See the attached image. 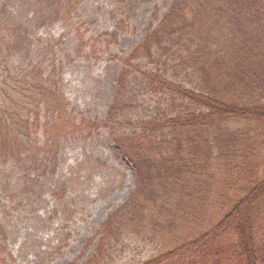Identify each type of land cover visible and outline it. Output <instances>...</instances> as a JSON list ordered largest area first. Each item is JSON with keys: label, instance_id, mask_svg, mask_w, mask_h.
<instances>
[{"label": "trees", "instance_id": "1", "mask_svg": "<svg viewBox=\"0 0 264 264\" xmlns=\"http://www.w3.org/2000/svg\"><path fill=\"white\" fill-rule=\"evenodd\" d=\"M57 1L62 7L71 0ZM120 31H127L121 21L110 38ZM17 36L0 27V52L14 47ZM113 58L121 68L105 117L71 124L70 116L66 132L104 129L113 151L130 164L133 187L85 239L79 258L92 248L85 264H109L127 247L126 239L163 244L171 236L173 252L161 264L183 255L190 259L178 264H264V0H171L161 16L152 11L132 51ZM139 59L151 68L135 63ZM29 66L35 74L20 78L24 98H8L1 126L8 130L7 123L25 121L33 128L37 116L27 113L26 101L38 108L31 99L42 92L50 96L61 132L67 103L39 74V62ZM130 73L149 98L129 94ZM142 99L152 104L146 119L129 117ZM40 134L45 162L53 158L47 156L56 138L47 130L34 132ZM208 192L229 204L215 212L214 223L206 217L196 229ZM180 230L184 235L176 234ZM0 264H17L1 245Z\"/></svg>", "mask_w": 264, "mask_h": 264}, {"label": "rangeland", "instance_id": "2", "mask_svg": "<svg viewBox=\"0 0 264 264\" xmlns=\"http://www.w3.org/2000/svg\"><path fill=\"white\" fill-rule=\"evenodd\" d=\"M170 2L71 0L61 7L57 0H0V27L18 35L11 44L14 47L0 52V117L3 108L9 109L8 98H24L20 78L35 74L29 65L38 62L39 74L56 85L67 103L65 113L69 117L67 120L62 114L64 133L57 131L59 127L47 103L50 96L41 92L31 99L39 104L38 108L26 101L27 113L37 116L33 128L23 121L17 125L7 123L11 129L6 130L0 121V245L8 249L17 264H85L92 255V248H87L79 258L85 239L131 191L134 172L113 151L104 129L76 135L66 131L72 128L70 116L71 124L105 117L121 68L113 55L125 58L141 41L152 11L159 17ZM120 21L127 31H120L112 40L109 34ZM145 62L135 61L149 70L151 65ZM126 84L129 94L143 93L140 98H149L138 88L133 73ZM149 101H139L135 109L127 111L129 117L145 120L152 106ZM42 130L56 138V154L52 149L47 157L53 158L45 162V153H41L43 136H34L35 131ZM18 153L20 160L16 159ZM206 196V213L202 222L194 224L196 229L206 217L214 223L215 212L229 204L217 192ZM188 230L192 232L193 227ZM176 234L184 235V230ZM126 243L123 252L109 264H145L149 260L161 264L174 247L171 236L165 237L163 244L142 243L138 236L126 239ZM189 259L183 255L162 264Z\"/></svg>", "mask_w": 264, "mask_h": 264}]
</instances>
